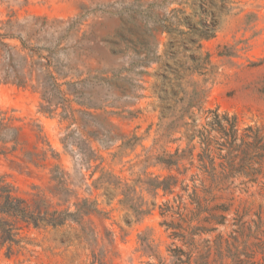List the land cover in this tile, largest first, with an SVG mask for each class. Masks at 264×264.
<instances>
[{"label":"rangeland","instance_id":"rangeland-1","mask_svg":"<svg viewBox=\"0 0 264 264\" xmlns=\"http://www.w3.org/2000/svg\"><path fill=\"white\" fill-rule=\"evenodd\" d=\"M212 120L264 142V0H0V178L72 213L19 223L9 251L0 232V264H177L166 223L187 225L200 132L223 135ZM243 169L197 243L258 220L264 189Z\"/></svg>","mask_w":264,"mask_h":264},{"label":"trees","instance_id":"trees-1","mask_svg":"<svg viewBox=\"0 0 264 264\" xmlns=\"http://www.w3.org/2000/svg\"><path fill=\"white\" fill-rule=\"evenodd\" d=\"M208 125L212 129L215 126L218 127L222 131V139L219 141L211 137L210 129L205 128L200 132L199 142L202 145V152L199 154V161L200 168L206 174V178L193 184V190L189 193L190 203L194 204V209L189 212L190 216L185 214L180 217L181 222H187L186 227H183L180 222L166 223L168 228L174 230L172 235L179 237L187 247L186 250L174 247L172 255L177 264H224V260L227 259L229 260L227 264H264V219L261 215L262 212L264 214V206L262 204H259L258 220L254 221V225L245 226L243 223H236L237 227L232 229L227 236L217 234L214 239L204 240L203 244L195 241L196 231L208 232L217 228L207 227L204 224L224 223L226 216L222 212L228 211L231 203L212 205L211 202L220 197L215 192L224 191L232 184V181L228 182V178L232 176L230 174L247 168L244 174L249 179L243 183H258L264 189V182L258 179L259 174H264V168H262L264 142H262L263 137L259 135V129L253 130L252 126H247L245 129L248 133L241 137L240 142L237 143V129L234 124L228 128L222 125L219 120H212L208 122ZM246 138L253 140L247 141ZM224 149H226L225 153L222 152ZM240 149L244 156L237 167L235 159L238 157L237 151ZM215 158H219L221 161L216 164ZM162 162L171 166L175 164L176 160L168 159ZM248 162L250 163L248 164ZM251 162L257 163L259 166H253ZM157 184V187L162 186L161 182ZM13 190L11 184L0 178V214L4 215L0 217V232L2 243L9 242L10 244L8 251L12 244H18L20 241V239L14 238L18 234L17 230L20 229L19 223L32 225L36 228L56 227L64 224L67 216L72 215L68 209L62 211L42 210L39 204L28 203L26 199L15 195ZM77 211L89 212L83 205L79 206ZM194 220L201 223V226L190 230L189 225ZM258 255L261 256L259 259H257Z\"/></svg>","mask_w":264,"mask_h":264}]
</instances>
